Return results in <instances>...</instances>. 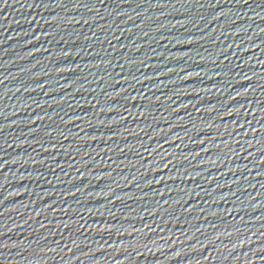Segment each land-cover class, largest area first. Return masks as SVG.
Listing matches in <instances>:
<instances>
[{
  "label": "water",
  "instance_id": "water-1",
  "mask_svg": "<svg viewBox=\"0 0 264 264\" xmlns=\"http://www.w3.org/2000/svg\"><path fill=\"white\" fill-rule=\"evenodd\" d=\"M0 264H264V0H0Z\"/></svg>",
  "mask_w": 264,
  "mask_h": 264
}]
</instances>
